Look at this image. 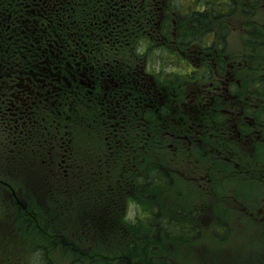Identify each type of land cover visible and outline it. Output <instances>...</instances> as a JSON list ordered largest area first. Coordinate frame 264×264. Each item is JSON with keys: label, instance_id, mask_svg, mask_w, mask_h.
Returning <instances> with one entry per match:
<instances>
[{"label": "flooded vegetation", "instance_id": "flooded-vegetation-1", "mask_svg": "<svg viewBox=\"0 0 264 264\" xmlns=\"http://www.w3.org/2000/svg\"><path fill=\"white\" fill-rule=\"evenodd\" d=\"M249 1L254 18L264 10V0ZM208 10L209 0H0V264H50L47 245L40 259L31 247L25 262L2 246L21 231L32 234L34 227L48 244V179L51 172L64 175L72 158L67 125L72 103L79 122L89 109L94 127L105 126L112 133L120 127L128 138L136 128L152 127L157 158L162 159L167 148L172 152L173 162L165 169L171 184L176 183L173 175H180L204 187L200 183L219 170L216 160L241 168L234 148L251 150L253 159V145L264 141V131L258 130L246 107L226 104L229 88L208 90L218 92L215 97L222 103L203 96L204 103L201 90L190 95L189 87L177 85L172 76L180 67L173 66L175 60L171 70L162 66L166 78L159 68L147 72V48H169V59L178 56L184 64L180 71L185 77L199 76L209 64L228 58L229 23L213 25L200 17ZM259 27L264 32V25L253 20V26L244 25V33L250 28L253 37ZM183 30L189 37L195 30L227 33L224 39L222 34L218 40L185 42L178 35ZM231 60L238 61L237 66H229L222 79L238 81L242 64L236 56ZM253 96L251 90L249 99ZM151 111L154 120L147 119ZM206 116L225 124L212 127V135L218 133L214 146L207 143L210 120L200 119ZM260 126L264 128V122ZM210 153L213 161L200 165L198 157L204 162ZM183 162L188 166L182 167ZM34 196L43 211L42 229ZM253 217L264 222V201Z\"/></svg>", "mask_w": 264, "mask_h": 264}, {"label": "trees", "instance_id": "trees-1", "mask_svg": "<svg viewBox=\"0 0 264 264\" xmlns=\"http://www.w3.org/2000/svg\"><path fill=\"white\" fill-rule=\"evenodd\" d=\"M235 8L236 2L234 0H222L219 2L209 0L208 15L204 13L200 17L204 16L209 18L211 22L219 23L228 16L234 15L236 12ZM242 8V13H244L246 7L243 6ZM226 33L227 30L223 32L208 31L203 34L202 31L195 30L189 37L185 31L181 40L185 42L191 39L218 40L222 39V34L224 39ZM246 43L247 51H249L247 55L256 57V59L253 63H247L245 65L246 68L242 69L243 72H241L242 76L240 77L242 86L246 89L258 88L257 97L262 99L264 98V34L258 31L257 35L248 36ZM250 49H253V51ZM252 71L255 76H252ZM206 72L207 75L213 76L209 66L206 67ZM258 73L261 74L257 76ZM205 82H210V79H206ZM246 92L250 95V92ZM258 104L261 106L259 101ZM94 134L87 128V131L82 135L90 143L89 138ZM107 137H109L107 128L98 129L96 138L100 142H97L99 146L96 155V170L94 171V167L90 165L91 163L83 160L82 163H86L88 166L82 167L81 170L73 168L74 172L66 178V181L76 186L79 184V180H84L85 188L90 185L98 188V190L92 189L91 195L96 201V207L106 204L109 206L107 210L110 213L104 212L102 216H106L109 225L119 234H115L117 240H120V242L126 240L129 233L134 230L137 231V235L139 234L142 237L136 236L137 238L131 239L129 245L126 244V248H114L111 243H107L106 252H101V254L97 253L99 247L97 249L83 247L82 243L79 244L75 238L68 236L66 233L62 235V238H59V231L57 230L55 233L58 237L51 240V242L57 245L62 240L64 247L79 257L75 264H82L86 260L90 262V260L95 258L103 259L102 262L105 264H109L112 260V264H178L171 254L164 251L162 244L163 241L172 240L185 242L188 237L193 235L195 224L188 222L194 217L190 212L195 210L193 207H189L188 217L183 216L181 220H177L175 215L163 212L162 207H160L162 205V197H164L168 188L167 184L170 182V177L164 168L160 169L157 167L153 158L155 157L153 128L147 127L144 131L136 128L130 138L125 133L122 136V130L119 128L116 139L119 142L118 144H113V141L106 143ZM109 146H113L114 155L112 158L109 156ZM130 197L135 203L139 201L141 206L145 204L144 210L140 211V214L136 216L134 225L130 224L127 215L123 218L124 214L127 213L126 201ZM87 208L88 206H86ZM142 228L144 229L142 230ZM120 232H123V237L121 238ZM80 239L87 241V239L82 237ZM100 241L99 246L104 243V239L100 238ZM220 256V259L215 257L217 262L214 264H237L235 251L231 250L227 255ZM255 263L264 264V261L256 259L253 255V264Z\"/></svg>", "mask_w": 264, "mask_h": 264}, {"label": "rangeland", "instance_id": "rangeland-1", "mask_svg": "<svg viewBox=\"0 0 264 264\" xmlns=\"http://www.w3.org/2000/svg\"><path fill=\"white\" fill-rule=\"evenodd\" d=\"M243 2H246L244 0ZM249 5V4H248ZM250 7V5H249ZM247 14L243 19L238 18L236 16H232L229 20L226 21L222 20L221 23H229V33H228V47L226 48L227 56L232 59V57H238V60L244 58L245 56V49H244V37H241L244 29V25L249 27L251 23H253V14L252 9L247 8ZM235 15H241L240 12L235 13ZM255 19L258 23H264V10H260L258 14H256ZM213 25L218 24L217 22H211ZM183 34L182 31H180ZM247 36H250V28L247 29ZM146 49L147 53V62H151L153 66L160 69L161 75L163 78L168 77L166 72L161 71L162 66H166V69L171 70L170 64L173 63V66H176L177 63L179 64L178 56L169 59V51L170 49ZM168 53V54H167ZM175 55V54H173ZM151 57V58H150ZM238 61H231L228 63V66L237 65ZM199 66V64H198ZM151 69V68H150ZM180 70L183 71V68L180 66ZM152 71V70H151ZM155 72H151L154 74ZM261 73H258L259 76ZM182 75L184 73L182 72ZM252 75L255 76V73ZM177 80L178 83L183 84L185 81H192V80H184L185 77L183 76H176L175 74L172 76ZM194 89V87H193ZM216 100H212L214 102ZM253 152V159L250 162V159H246V163H251L249 166L246 163L240 162L242 165V171L234 172L230 168L226 167L225 165H217L216 167L220 170L215 173L210 172V177L213 178L212 182H216V195L198 192L199 197L194 198L191 202V194L190 186L188 187H173L175 188L173 191L171 187H169V192H167L162 198V206L166 208L164 199L167 197L170 201L179 200L184 198V200L188 201L190 205L196 211L197 222L202 224L200 227L203 228L202 236L200 239L196 241H192L190 243L184 241H163V249L165 252H168L172 255L178 264H204L208 263L209 261L215 260V257L218 256L220 259V255H227L228 252L235 251L237 264H253V252L255 251V246L257 245L260 249H264V222L257 221L254 217H250L255 211L258 209V206H261L264 201V181L260 178L259 172L260 170L258 167L261 164H264V145H259ZM255 165H257L255 167ZM255 168V169H254ZM257 168V169H256ZM257 170V171H255ZM131 173V172H130ZM250 177H247V176ZM263 177V176H262ZM258 183V184H257ZM239 185V191L236 192L234 185ZM218 185V186H217ZM92 189L97 190L96 186L85 188L84 185L81 188V191L73 192L74 194L78 193L79 201L77 203L71 198L69 194L66 195L65 199L67 205H70V209L66 213L68 216L69 213L72 212L74 206H83L86 204L88 208L86 210L90 211L95 208L94 203L91 200ZM67 193H69L67 191ZM208 193V192H205ZM73 195V194H72ZM197 195V194H195ZM178 197V198H177ZM130 199H132L130 197ZM206 200L207 203L202 202V200ZM90 201V202H89ZM137 207L135 205H129V217L133 218L135 215V211L137 209L143 211V207L140 205L139 201L136 202ZM214 206L213 211L208 209V206ZM49 209L51 210L55 205L51 204ZM166 206V207H165ZM254 207H257L254 209ZM170 209V207H167ZM127 215V214H126ZM207 217H210L208 223L202 218L207 220ZM124 218V217H123ZM214 218H216L214 220ZM102 220V221H100ZM84 222V220H83ZM86 222V223H85ZM84 223H81V232L80 236H83V231L86 232L88 236H92L90 243L93 245L94 249H97V253L106 252L107 243H111L114 248H126L129 245L131 239H135L137 237H142L141 235H137V231H131L129 233L128 238L124 241L117 240V236L119 235L114 231V228L109 225L106 216H101L98 219L91 218L90 220H86ZM83 228V231H82ZM144 228H142L143 230ZM97 230V232H96ZM211 230L214 233H210ZM67 230H65L66 233ZM116 234V235H115ZM42 235V233H41ZM32 236L34 238L27 237L25 233H19L18 237L13 239H9L6 242V249H9L12 252L13 257H17L18 261L28 259V255L30 252V247H32L33 253H38L41 255V250L43 246L47 244L45 241L40 237L39 230L35 227L32 229ZM137 236V237H136ZM123 237V232H120V238ZM100 238L104 239V243L99 246L101 243ZM127 244V245H126ZM34 247V248H33ZM45 249V248H44ZM29 251V252H28ZM219 251V254H218ZM264 250H262L263 252ZM262 252H258V256H255L256 259L262 260L264 255ZM96 255V254H94ZM49 262L51 264H75V261L79 259V257L75 256L72 252L68 249H64L62 251L56 249L49 250L48 252ZM101 256V255H100ZM39 259L43 257L37 256ZM103 259L95 258L88 262L87 260L82 264H105L102 262ZM113 260L110 261L109 264H112ZM77 264V263H76Z\"/></svg>", "mask_w": 264, "mask_h": 264}]
</instances>
